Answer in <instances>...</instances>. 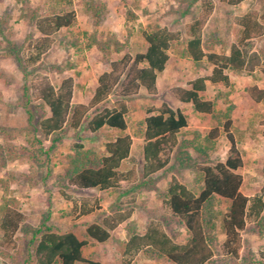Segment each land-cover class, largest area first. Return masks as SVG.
Returning <instances> with one entry per match:
<instances>
[{
	"label": "trees",
	"instance_id": "trees-1",
	"mask_svg": "<svg viewBox=\"0 0 264 264\" xmlns=\"http://www.w3.org/2000/svg\"><path fill=\"white\" fill-rule=\"evenodd\" d=\"M13 1L34 33L26 36V45H18L11 38L9 20L0 15V50L5 48L4 56L16 61L24 80L23 108L32 147L25 150L31 151L29 158L42 161V181L52 179L58 194L70 203L60 210L59 217L74 222L98 215L102 209L101 193L118 191L119 195L110 211L98 215L99 219L86 224L79 233L61 231L51 217L50 205L37 224L27 222L20 200L10 188L13 175L0 176V264H105L87 248L111 240L121 225L125 236L115 240L122 257L120 264H130L131 257L138 252L146 259L166 260L170 264H264V248H252L244 237L264 235V188L252 195L241 190L240 144L245 129L235 124V105L230 98L234 86L230 74L259 73L264 77V43L255 44L256 39L264 36V0L260 10L250 8L234 16L241 31L239 38L229 43L216 31L203 32L214 10L213 0H199L196 12L185 9V13L192 15L186 39L180 31L167 26L142 27L134 10L139 7V0H132L130 5L124 0L123 41L114 31L98 30L106 13L102 0H80L92 29L75 32L74 0H48L46 8L32 6L30 0ZM196 1L190 0V5ZM219 1L238 7L247 0ZM136 30L146 46L143 51L132 53L130 37ZM61 31L70 36L66 46L76 51L94 49L99 60L107 65L98 75L87 102L72 101V75L54 84L47 74L34 70ZM35 33L38 36L34 37ZM171 56L188 59L196 71L205 72L188 80L186 86L170 88L180 103L190 104L193 111L212 118L215 124L204 135L188 130L183 108H174L167 102L151 103L132 124L126 118L131 102L141 90L150 101L158 94V77ZM74 66L66 61L54 69L62 73ZM208 85L215 89L213 96H206ZM245 93L264 109L263 86H246ZM111 95L113 101L107 104ZM258 124L264 136V113ZM81 129L93 133L107 129L114 133L103 143L102 152L86 147L76 134L63 155V170L54 173L48 163L57 145L68 130ZM223 136L229 143L226 156L213 159L211 154ZM134 137L142 140L141 158L132 152ZM15 151L9 144H0V170L8 160L20 155ZM171 158L178 166L188 168L189 176L180 180L172 175L165 188H157L155 175L165 169ZM93 189L99 194L90 193ZM149 189H155L165 214L156 215L148 210L140 226L131 216L138 193Z\"/></svg>",
	"mask_w": 264,
	"mask_h": 264
},
{
	"label": "rangeland",
	"instance_id": "rangeland-1",
	"mask_svg": "<svg viewBox=\"0 0 264 264\" xmlns=\"http://www.w3.org/2000/svg\"><path fill=\"white\" fill-rule=\"evenodd\" d=\"M32 6L47 7L48 0H30ZM106 3V13L100 23L98 30L105 32L114 31L118 38L123 41L126 35L124 19V0H102ZM132 0H126L130 5ZM214 1V10L204 25L203 32L210 33L216 31L223 37L227 43L236 41L240 36L241 27L234 23L235 15L243 14L250 8L260 10L262 0H247L238 7H232L219 0ZM200 1L193 2L190 0H139V7L134 8L139 15L138 22L142 27H153L155 24L167 26L171 30H178L182 33L184 39L189 36V25L191 23V13H185L186 8H192V12L197 11ZM195 7V8H194ZM73 8L77 13V24L73 31L91 30L92 26L88 22L86 15L81 10L80 0H74ZM0 15L9 20L11 38L16 40L18 45H26V36L34 33L33 28L29 26L20 16L19 7L13 0H0ZM38 36L37 33L34 37ZM69 34L61 31L55 35V41L44 56L42 62L34 70L47 74L54 84L68 75L75 78V87L72 101L87 102L96 85L98 75L107 69V65L99 60V55L94 49L76 51L72 47L65 45L69 39ZM264 43V36L255 40V44ZM146 43L140 36L139 31H135L130 37V51L135 53L143 51ZM6 50H0V144H9L16 150L18 157L8 160L4 169L0 170V176L6 177L8 174L13 175V181L10 188L13 194L20 200L22 210L27 222L35 225L38 223L42 212L48 206L52 207V219L61 231L75 230L77 233L91 221L99 219L101 213L110 211L111 204L119 195L118 191L101 193L102 209L98 215L83 217L76 221L69 218L59 217V212L70 206V203L64 200L57 192L53 185L52 179L46 183L42 181L45 167L42 161H36L29 158L32 147L28 141L26 115L23 108V77L18 69L16 61L12 57H5ZM72 62L75 66L62 73H58L54 67L64 62ZM202 69L195 70L194 65L188 59L175 58L171 56L167 68L158 77V94L150 101L149 96L144 90L135 97L131 102V110L127 115L130 124L134 123L144 115V109L151 103L159 105L161 102H167L172 107H182L188 120V130H197L201 135L206 134L211 126L215 123L208 115L193 111L190 104L178 103L170 88L175 85L186 86V82L199 74H204ZM234 83L233 91L230 98L235 109L233 117L235 124L245 129V137L240 144L243 151V167L240 172L243 176L241 190L247 195H252L264 188V136L262 135V126L258 124L259 119L264 113L261 104L254 103L245 93V87L257 84L264 87V77L256 73L254 76L230 74ZM215 89L208 85L206 96H213ZM113 101L111 95L107 104ZM34 104V103H32ZM219 106H223L220 104ZM33 107V106H32ZM131 130V129H130ZM107 129H101L97 133L90 132L87 129H81L78 132L68 130L66 137L52 154L48 166L53 167L54 173H60L63 170V155L69 151L76 134L81 137L86 147H93L102 152L103 143L110 137ZM48 142H45V147ZM229 143L225 137H220L217 142L216 150L211 154V158L219 157L224 159L228 150ZM142 140L134 137L133 154L141 158ZM192 152V151H191ZM193 153V152H192ZM172 175L177 176L180 180L187 179L189 169L178 166L177 162L171 158L163 171L155 176L157 177L156 187L165 188ZM90 193L99 194L98 190L93 189ZM2 190L0 189V196ZM148 210L153 214H165L161 202L156 196L155 189L141 190L138 193L134 211L131 218L140 226L148 216ZM124 225L119 226L113 232V238L105 243H96L87 248L88 252H94V257L103 261L105 264H120L121 254L117 250L116 238L123 239L125 236ZM223 237L222 234L219 235ZM248 244L252 248L262 246L264 248V235H244ZM183 240V236L179 238ZM1 247V238H0ZM130 264H170L166 260H149L144 258L142 252H138L131 257Z\"/></svg>",
	"mask_w": 264,
	"mask_h": 264
},
{
	"label": "crops",
	"instance_id": "crops-1",
	"mask_svg": "<svg viewBox=\"0 0 264 264\" xmlns=\"http://www.w3.org/2000/svg\"><path fill=\"white\" fill-rule=\"evenodd\" d=\"M159 88V87H158ZM176 99V98H175ZM177 100V99H176ZM178 103H180L178 100H177Z\"/></svg>",
	"mask_w": 264,
	"mask_h": 264
}]
</instances>
